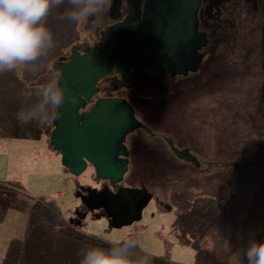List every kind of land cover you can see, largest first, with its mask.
I'll return each mask as SVG.
<instances>
[{
    "label": "rangeland",
    "instance_id": "obj_1",
    "mask_svg": "<svg viewBox=\"0 0 264 264\" xmlns=\"http://www.w3.org/2000/svg\"><path fill=\"white\" fill-rule=\"evenodd\" d=\"M97 7L93 31L87 18L78 28L77 6L52 0L43 19L71 13L66 28L46 26L51 40L35 60L0 71V264H81L91 249L129 264H248L247 248L264 242V12L224 28L206 73L170 77L152 66L135 87L111 74L99 81L95 98L132 101L146 129L126 136L128 170L112 188L92 168L70 175L53 156L55 104L44 97L59 78L52 62L102 39ZM88 188H145L151 200L139 222L113 229L82 205Z\"/></svg>",
    "mask_w": 264,
    "mask_h": 264
},
{
    "label": "water",
    "instance_id": "obj_2",
    "mask_svg": "<svg viewBox=\"0 0 264 264\" xmlns=\"http://www.w3.org/2000/svg\"><path fill=\"white\" fill-rule=\"evenodd\" d=\"M133 1L138 7L137 0H128L129 15L111 37L105 52L90 49L81 55L74 47L68 62L53 66L59 74L56 88L62 100L55 105L49 144L60 154L61 166L70 175L80 176L88 163L96 178L111 186L120 183L128 170L126 136L146 129L124 99L101 98L84 111L98 93L97 83L112 72L129 83L132 75L155 65L164 67L171 77L185 76L199 68L202 59L198 52L206 45L205 36L197 29L200 0H146L144 28L129 31ZM120 2L111 1L112 20L118 18ZM125 32L127 35L122 37ZM81 111L84 112L80 114ZM167 143L177 158L196 162L187 150L178 152L170 141ZM150 200L145 188H121L115 194L109 189L92 190L81 197L89 211L102 210L101 215L113 229L140 221Z\"/></svg>",
    "mask_w": 264,
    "mask_h": 264
},
{
    "label": "clouds",
    "instance_id": "obj_3",
    "mask_svg": "<svg viewBox=\"0 0 264 264\" xmlns=\"http://www.w3.org/2000/svg\"><path fill=\"white\" fill-rule=\"evenodd\" d=\"M63 0H56L62 3ZM77 6L73 18L91 15L98 11L97 5L110 4V0H69ZM52 0H0V71L14 68L17 64L33 61L41 49L51 40L45 26L40 23L49 11ZM45 101L49 98L55 105L61 103L62 95L54 85L44 89ZM248 264H264V242H253L246 250ZM81 264H129L116 253L89 250Z\"/></svg>",
    "mask_w": 264,
    "mask_h": 264
},
{
    "label": "flooded vegetation",
    "instance_id": "obj_4",
    "mask_svg": "<svg viewBox=\"0 0 264 264\" xmlns=\"http://www.w3.org/2000/svg\"><path fill=\"white\" fill-rule=\"evenodd\" d=\"M111 1L112 0H110V4H111ZM145 2H146V0H141L140 4H139V2L137 0V3H138V7H137V6H135V2L133 1V4H132L133 18H132L130 24H128V30L129 31H136V30H141L144 28L143 21H144L145 15L143 14V12H144L143 11V5ZM110 4L105 3L104 5H102L103 9L101 12V17H102L101 25H104V28H103L104 30L101 31V33H102L101 37H102V39H104V38H107V39H105V40L101 39V40L97 41L95 44H93L92 46H88V44H86V43L71 46L70 51H69V56L67 58L64 57L59 61H53L51 65L54 66V64H56V63L68 62L70 55H71V52H72V49L74 47L77 48V51L81 55L86 54L88 52V50H90V49H93L95 51H102V52L106 51V48L109 44L111 37H113L116 30L121 25H123V23L125 22L126 18L129 15V12H130V6L128 3V0H121L120 5H119V9H118V18L116 20H112L109 16L110 15ZM97 6H100V5H97ZM258 11L264 12V0H200V5L198 8V12H197V21H198L197 29H198L199 33H201L205 36L206 45L204 47H202L200 49V51L198 52L199 54H201L203 56V58L200 62L199 69L197 71L198 73L200 71L203 73L204 67L207 68V69H205L204 73H206L210 68H212V66H210L211 63H209V61L212 60V58H215L216 50L222 44L224 28L228 27V29H233V26H235V23L233 22L234 18L236 19L239 17L238 19H236V21H237L240 19L241 15H243V14L247 13L246 16H248V13L253 12V14L256 15ZM233 12H235V13H233ZM70 14L71 13H66L65 16H63L62 18H60L54 22L47 19V18H46V21H45V19H42V21L40 23H42L45 26V28H46V26H47V28H49L51 26L56 25L57 28L64 30V28H66V22L69 20V17L71 16ZM228 14H231V15H228ZM96 15H97V12L94 14H91V15H81L80 16L81 21L79 22L78 28H80L83 24L86 23V18H87L88 21L91 20L90 23L94 22L93 24L95 25V28H93L91 30L95 31L97 28L96 27V20H97ZM233 15H234V17H232ZM86 25H87V23H86ZM126 33L127 32L121 34V36L122 37L126 36L127 35ZM221 33H222V35H221ZM206 60H207V62L204 64V62ZM155 66H159V67L163 68L164 71H166L165 68L160 66V65H155ZM166 73H167V71H166ZM195 74H197V73H195ZM111 75H112L111 79H113V81H115V82H119L123 86V88H128L130 86L135 87V85L140 80L139 79L140 74H138L137 76L132 75L129 83H125L124 81H122L120 79L119 75H117L114 72H112ZM98 83H97V85H98ZM97 85H96V87H97ZM101 98L120 99L122 97H119V96H117V97L102 96V97H96L95 98V96H94L92 101L86 105V109L84 111L89 110V108L98 99H101ZM127 102L132 107H134V110H135V105L133 104V102L130 100H127ZM53 108L55 111V106ZM84 111H81L80 114H82ZM149 135H153V133H149ZM126 151H127V149H126ZM53 153L55 154V156L58 157V158L56 157V159L58 161H60V159H61L60 154L57 153L56 151H54ZM128 156L125 158L127 161H128ZM86 165H87V168L84 172L89 171L90 170L89 168H91L88 163H86ZM128 165H129V161H128ZM103 189H105V188H103ZM103 189L98 190L95 188L94 189L88 188V189H86L85 194L87 195V191L95 190L96 192H100ZM81 203H82V205L86 206L82 201H81ZM85 208H88V207L86 206ZM93 212H100V214L103 213L102 210H99V211L94 210ZM103 217H105V216H103Z\"/></svg>",
    "mask_w": 264,
    "mask_h": 264
},
{
    "label": "bare ground",
    "instance_id": "obj_5",
    "mask_svg": "<svg viewBox=\"0 0 264 264\" xmlns=\"http://www.w3.org/2000/svg\"><path fill=\"white\" fill-rule=\"evenodd\" d=\"M231 12H232V11H231ZM229 13H230V12H229ZM233 13H235V12H233ZM237 13H238V12H237ZM237 13H236V14H237ZM228 15H231V14H228ZM238 16H239V15H238ZM232 17H234V15H233ZM238 18H239V17H238ZM238 18H236V19H238ZM234 19H235V18H234ZM236 19H235V20H236ZM237 21H238V20H237ZM237 24H238V23H237ZM241 25H242V24H241ZM239 28L241 29V27H239ZM239 28H237V30H240ZM225 31H226V30H225ZM233 35H234V34H233ZM224 36L226 37V34H225ZM226 38H227V37H226ZM228 38H229V35H228ZM236 38H238V36H237ZM225 40H226V39H225ZM225 40H224V41H225ZM236 40H238V39H236ZM224 41H223V42H224ZM226 42H227V41H226ZM228 42H229V39H228ZM219 44H220V43H219ZM222 44H224V43H222ZM217 46H218V45H217ZM219 46H220V45H219ZM224 46H225V45H224ZM222 47H223V46H222ZM219 48H220V47H219ZM53 68H54V67H53ZM64 173H66V172H64ZM77 177H78V176H77ZM107 182H108V181H107ZM108 183H109V182H108ZM111 187H112V186H111ZM113 187H114V186H113ZM108 189H109V188H108ZM138 222H139V221H138Z\"/></svg>",
    "mask_w": 264,
    "mask_h": 264
},
{
    "label": "crops",
    "instance_id": "obj_6",
    "mask_svg": "<svg viewBox=\"0 0 264 264\" xmlns=\"http://www.w3.org/2000/svg\"><path fill=\"white\" fill-rule=\"evenodd\" d=\"M53 156H55V154L53 153ZM56 157V156H55ZM141 229H142V227H141Z\"/></svg>",
    "mask_w": 264,
    "mask_h": 264
}]
</instances>
